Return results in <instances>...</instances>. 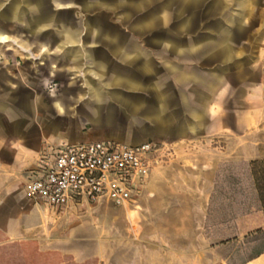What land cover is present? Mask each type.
Masks as SVG:
<instances>
[{
    "label": "crops",
    "instance_id": "obj_1",
    "mask_svg": "<svg viewBox=\"0 0 264 264\" xmlns=\"http://www.w3.org/2000/svg\"><path fill=\"white\" fill-rule=\"evenodd\" d=\"M139 2L0 0L7 236H24L47 211L62 209L31 200L27 187L68 144L158 145L150 174L163 164L174 171L156 177L168 187L170 211L188 195L185 207L204 217L222 185L232 195L240 183L223 170L264 159V0H166L173 32L129 30L117 8ZM239 264H264V249Z\"/></svg>",
    "mask_w": 264,
    "mask_h": 264
},
{
    "label": "rangeland",
    "instance_id": "obj_2",
    "mask_svg": "<svg viewBox=\"0 0 264 264\" xmlns=\"http://www.w3.org/2000/svg\"><path fill=\"white\" fill-rule=\"evenodd\" d=\"M167 7L166 0H140L137 7L121 6L116 12L129 30L173 32L178 26L172 16L168 21ZM54 88L51 83L47 91ZM165 166L159 165L149 175L130 204L115 207L101 199L47 211L24 236L12 238L4 233L7 240L0 249L33 240L39 249V243L44 244L40 250L57 251L78 264H239L264 249V237H256L264 231V227L257 230L264 212L254 192L251 162L237 171L223 170L225 177L238 178L240 183L233 186L232 195L226 189L230 186L222 185L221 199L206 217L185 207L191 203L188 195L180 194L175 210L170 211L173 202L167 200V185H156L157 174L159 179L174 176ZM17 209L21 214L22 206ZM250 235L253 238L247 239ZM233 240L239 243L232 245Z\"/></svg>",
    "mask_w": 264,
    "mask_h": 264
},
{
    "label": "built area",
    "instance_id": "obj_3",
    "mask_svg": "<svg viewBox=\"0 0 264 264\" xmlns=\"http://www.w3.org/2000/svg\"><path fill=\"white\" fill-rule=\"evenodd\" d=\"M159 150L148 142L68 144L30 181L27 194L31 200L55 208L101 199L115 207L126 206L143 188Z\"/></svg>",
    "mask_w": 264,
    "mask_h": 264
},
{
    "label": "trees",
    "instance_id": "obj_4",
    "mask_svg": "<svg viewBox=\"0 0 264 264\" xmlns=\"http://www.w3.org/2000/svg\"><path fill=\"white\" fill-rule=\"evenodd\" d=\"M251 173L255 189L264 212V159L251 161ZM264 227V220L258 225V231ZM7 238L0 230V246ZM4 247V246H3ZM0 264H78L70 261L57 251H42L33 240L12 242L0 249ZM86 264V263H83Z\"/></svg>",
    "mask_w": 264,
    "mask_h": 264
},
{
    "label": "bare ground",
    "instance_id": "obj_5",
    "mask_svg": "<svg viewBox=\"0 0 264 264\" xmlns=\"http://www.w3.org/2000/svg\"><path fill=\"white\" fill-rule=\"evenodd\" d=\"M12 43H13L14 45L18 46L21 50H23V51L27 52L28 54H30V56L32 57V54H31L30 51H28V50H24V49H23L20 45H18L17 42H15V41H12Z\"/></svg>",
    "mask_w": 264,
    "mask_h": 264
}]
</instances>
